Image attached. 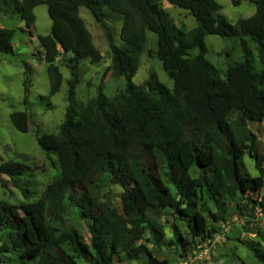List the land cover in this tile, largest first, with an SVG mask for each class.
Returning <instances> with one entry per match:
<instances>
[{"label": "trees", "instance_id": "trees-1", "mask_svg": "<svg viewBox=\"0 0 264 264\" xmlns=\"http://www.w3.org/2000/svg\"><path fill=\"white\" fill-rule=\"evenodd\" d=\"M2 1L30 34L33 8L46 4L51 29L37 38L49 95L62 81L55 63L59 52L68 54L70 75L57 132L35 135L39 147L57 157L59 173L38 198L18 204L0 199L1 264H169L154 248L211 238L229 201L238 214L264 211V152L253 129L264 124V0H247L254 13L234 22L216 0H167L194 17L190 29L175 23L160 0ZM80 6L107 34L111 65L102 80L108 68L125 79L114 95L103 91L101 81L86 101L76 97L80 61L103 58ZM112 19L121 21L119 44L108 25ZM147 32L154 34V48L147 52L161 62L171 86L154 70L141 83L132 81ZM14 34L15 28L0 25V54H14ZM208 34L229 40L226 55L232 62L224 71L207 57ZM10 120L21 132L31 121L25 110L10 112ZM246 153L254 161L253 176L241 167ZM2 175L25 198L33 196L35 173L29 165L2 160ZM107 180L122 187L119 207L97 198ZM71 210L85 235L68 223ZM249 247L264 264V246Z\"/></svg>", "mask_w": 264, "mask_h": 264}, {"label": "rangeland", "instance_id": "rangeland-1", "mask_svg": "<svg viewBox=\"0 0 264 264\" xmlns=\"http://www.w3.org/2000/svg\"><path fill=\"white\" fill-rule=\"evenodd\" d=\"M162 7L177 24L183 23L187 29L196 25V21L187 10L173 6L167 0H160ZM222 5V12L231 22L254 13L255 5L247 0L239 5H233L230 0H216ZM35 21L28 32L18 14L11 11L8 4L0 0V25L15 28L13 36L14 54H0V161L16 160L29 165L35 173L33 196L25 198L21 191L14 187L5 175L0 176V199L9 203H21L38 198L47 184L59 173L57 157L47 155L37 144L36 131L56 133L63 120L67 105V90L70 72L66 64L68 54L59 52L55 63L59 66L62 81L59 90L49 95V78L45 60L40 57L41 46L38 34H48L51 29V19L46 4H38L33 8ZM79 14L84 18L91 32L95 46L103 58L91 63L83 59L79 63V83L76 86V97L82 101L96 93L97 85L102 81L103 91L114 95L124 86L125 79L114 69L108 68L102 80L103 71L111 65L109 41L104 28L96 22L88 8L79 7ZM115 44L120 43V20L108 21ZM208 48L207 57L223 71L232 62L226 55L229 40L215 34L205 36ZM154 48V34L147 32V41L140 55L139 66L132 78L136 84L148 77L150 70L156 71L158 78L168 86L171 80L163 70L161 62L149 56L148 49ZM195 53L197 49L193 50ZM238 55V52L234 50ZM28 67V72H25ZM25 110L30 115V123L26 132L17 130L11 123L10 112ZM257 132V148L264 152V124L253 126ZM241 167L246 176L256 174L253 158L246 153L241 161ZM122 187L109 180L97 190V198L112 206H120ZM225 220L216 224V231L211 238H194L186 247L175 244H164L154 248L157 258L166 259L169 264H260L249 245L260 243L264 246V211L248 208L238 214L234 209V201H229ZM163 221V218L161 219ZM68 223L76 226L83 235L86 229L74 210L68 214ZM167 238L172 235L169 227L165 228ZM181 231L186 232L182 227ZM193 241V242H192ZM1 243V242H0ZM134 264L140 261L133 262ZM1 264V263H0Z\"/></svg>", "mask_w": 264, "mask_h": 264}]
</instances>
